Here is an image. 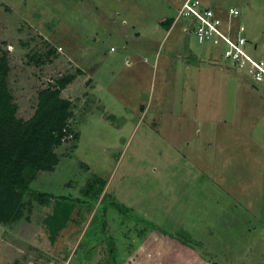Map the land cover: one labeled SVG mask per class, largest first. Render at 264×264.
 <instances>
[{
    "label": "rangeland",
    "instance_id": "1",
    "mask_svg": "<svg viewBox=\"0 0 264 264\" xmlns=\"http://www.w3.org/2000/svg\"><path fill=\"white\" fill-rule=\"evenodd\" d=\"M177 3L0 0L13 117L54 90L69 113L56 162L0 189V264H264V83L188 21L165 36ZM200 6L237 9L231 34L264 58V0Z\"/></svg>",
    "mask_w": 264,
    "mask_h": 264
},
{
    "label": "trees",
    "instance_id": "2",
    "mask_svg": "<svg viewBox=\"0 0 264 264\" xmlns=\"http://www.w3.org/2000/svg\"><path fill=\"white\" fill-rule=\"evenodd\" d=\"M170 21V19L166 20L164 26H167ZM6 74L5 60L0 57V189L2 188L9 196L15 189L26 190V182L21 177L24 169H41L46 164L56 162L54 158L50 157V150L62 143L65 132L62 131L63 125H59V123L69 113L66 112L67 102H55L58 90H54L41 104L37 116L26 122L16 120L13 117L9 96L4 89ZM68 81V78L60 80L61 86ZM61 103L63 105H60ZM49 104L52 105L50 112L41 114L44 107ZM60 116L61 118H59ZM94 183L87 185L82 191L83 198L78 201L82 203L87 201L93 193ZM2 218L6 220V217L3 216L0 217V220Z\"/></svg>",
    "mask_w": 264,
    "mask_h": 264
},
{
    "label": "built area",
    "instance_id": "3",
    "mask_svg": "<svg viewBox=\"0 0 264 264\" xmlns=\"http://www.w3.org/2000/svg\"><path fill=\"white\" fill-rule=\"evenodd\" d=\"M200 0H180V14L184 17L193 16L197 22L194 25V33L199 42H211L214 45L224 43L223 57L229 59L238 70H247L251 78L264 83V58L256 60L249 55L247 50V38L244 35L243 25L235 26V34H231L233 27L232 17L238 14L235 8L227 11V20L216 16L211 8H202ZM190 31V30H189Z\"/></svg>",
    "mask_w": 264,
    "mask_h": 264
},
{
    "label": "crops",
    "instance_id": "4",
    "mask_svg": "<svg viewBox=\"0 0 264 264\" xmlns=\"http://www.w3.org/2000/svg\"><path fill=\"white\" fill-rule=\"evenodd\" d=\"M179 1V3H177L178 5H179V7L177 6V11H176V14H174L173 15V18H169L171 21H170V23L166 26V27H164V23L165 22H162L160 25L158 24V26H160L161 27V29L163 28L164 29V31L166 32V35L165 36H167V34L169 33H172V31H173V29H177L178 30V33H179V30H180V28H175V27H181V26H184L183 25V21L185 20V21H188V22H190V26L191 25H195L196 26V22H197V20L193 17V16H186V17H184L182 14H180V11H179V9H180V0H178ZM204 1V0H203ZM203 1H201L202 2V4H203ZM172 16V15H171ZM176 17V18H175ZM175 19H177V20H175ZM180 19H183L182 21L180 20ZM179 23L180 24H182L181 26H179ZM178 25V26H177ZM184 28H186L185 30L186 31H189V29H187V27H184ZM183 28V29H184ZM132 30H134V28L132 29ZM160 30V29H159ZM160 31H162V30H160ZM160 31L159 32H157V39L160 37V35H161V33H160ZM181 33V32H180ZM132 34H134V36L133 37H135V38H138L141 34H140V32L138 33V32H134V33H132ZM131 34V35H132ZM173 35V33L171 34V36ZM168 37H169V35H168ZM196 37V36H195ZM177 39H179V38H177ZM197 39V38H196ZM132 40H133V38H132ZM184 42V41H183ZM197 42L198 43H202V42H199L198 40H197ZM186 47H184V48H182L183 50H187L188 48H186Z\"/></svg>",
    "mask_w": 264,
    "mask_h": 264
}]
</instances>
